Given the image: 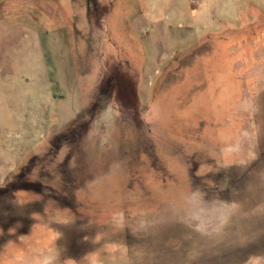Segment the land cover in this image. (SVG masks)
<instances>
[{"label":"rangeland","instance_id":"374dc122","mask_svg":"<svg viewBox=\"0 0 264 264\" xmlns=\"http://www.w3.org/2000/svg\"><path fill=\"white\" fill-rule=\"evenodd\" d=\"M194 191L250 228L196 264H264V0H0V264H187Z\"/></svg>","mask_w":264,"mask_h":264},{"label":"clouds","instance_id":"9594fccd","mask_svg":"<svg viewBox=\"0 0 264 264\" xmlns=\"http://www.w3.org/2000/svg\"><path fill=\"white\" fill-rule=\"evenodd\" d=\"M242 111L249 117L259 111V105L254 97L244 101ZM259 136V130L253 123L242 129L232 142L226 144L225 152L233 156L244 154V163L258 159V153L253 147V141ZM178 213L186 219L201 238L187 254V264H196L205 253L218 251L221 246L247 237L250 230L244 223L248 219L244 203L239 199L231 201H209L202 193L194 191L191 197L178 206ZM255 264V260L252 261ZM10 264H57L56 254L41 252L29 256L25 253L13 257Z\"/></svg>","mask_w":264,"mask_h":264},{"label":"water","instance_id":"95a60500","mask_svg":"<svg viewBox=\"0 0 264 264\" xmlns=\"http://www.w3.org/2000/svg\"><path fill=\"white\" fill-rule=\"evenodd\" d=\"M235 249H236V248H235ZM217 255H219V254H217ZM244 258H245V257H244ZM243 260H244V259H242V257H241V261H242V262H243ZM239 262H240V261H239ZM218 263L220 264V262H218Z\"/></svg>","mask_w":264,"mask_h":264},{"label":"flooded vegetation","instance_id":"af4514ba","mask_svg":"<svg viewBox=\"0 0 264 264\" xmlns=\"http://www.w3.org/2000/svg\"><path fill=\"white\" fill-rule=\"evenodd\" d=\"M256 174V173H255ZM258 174V176H259V173H257Z\"/></svg>","mask_w":264,"mask_h":264}]
</instances>
